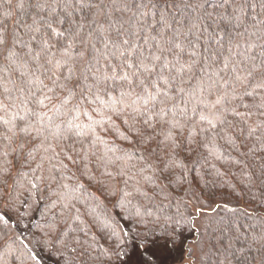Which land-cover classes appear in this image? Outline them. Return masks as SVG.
<instances>
[{"label":"trees","instance_id":"obj_1","mask_svg":"<svg viewBox=\"0 0 264 264\" xmlns=\"http://www.w3.org/2000/svg\"><path fill=\"white\" fill-rule=\"evenodd\" d=\"M86 2L92 7L81 9L76 6V0H0V27L6 28L7 36V45L0 46V102L10 104L8 112H0V115L16 123H20L19 117L23 116L37 127L54 130V126L65 119L57 110H63L59 100L65 92L54 86L53 80L63 82L72 68L74 75L68 83L70 87L74 86L76 96L69 100L67 108L78 107L72 113L76 117L74 122L81 126L91 124L95 129V135L84 139V148L77 143V151H69L72 160L61 155L51 161L58 166L53 174L59 178L51 189H56L57 184L68 186L64 195L69 208L57 206L48 211L49 189L43 185L42 191L26 203L22 198L18 207L27 213L23 217L0 201V211H8L10 217L6 223L0 221V252L6 251L3 246L8 240L11 248L23 251L27 246L38 253L37 259L30 264H127L133 245L146 247L151 243H169L184 246L186 260L181 264H264V89L249 87L252 95L238 97L230 102L227 111L216 112L210 110V104L216 99L217 90L209 88L217 79L231 82L233 68L239 73L250 67V55H257L259 60L264 45V0H235L246 5L242 24L229 25L217 15L215 19L219 27L213 25L215 33L209 28L207 33L198 34V40L195 36L190 37L194 48L186 47L183 61L198 62L188 74L191 79L186 76L185 83L180 85L185 92L176 94L175 103L179 107L173 111H186L193 121H199L203 112L216 127L211 128L207 121L194 123L195 142L185 140L179 156L183 169L165 170L159 180L152 177L151 169L139 170L137 162L145 153L141 151L142 146L133 143L131 138L125 139L130 137L128 125L88 95L86 87L81 96V85L86 86L92 81L86 65L103 71L105 58L112 60L101 34L107 31L111 21L113 30L107 34L115 37V29L130 15L116 11L125 4H155L156 8L144 11H149V18L155 13L158 19L165 4L174 3L179 7L167 9L171 18L186 24L197 15L212 11L211 5L222 4V0H209L207 9L197 7L205 0ZM45 3L51 6L36 7ZM19 4L23 7H18ZM225 11L231 13L232 8L216 9L220 13ZM41 18L53 22L55 32L42 28L35 33L37 39L31 40L34 21L38 25ZM77 32L75 46L64 53L63 49L72 43L68 37ZM41 37L49 41L45 52H41ZM250 45L254 46L252 52L249 51ZM225 57H228L229 67L219 71ZM50 58L60 61V66L52 69L55 76L46 71L51 68L47 64ZM217 71L219 74L214 75ZM81 73L89 75L88 81L82 79ZM230 88L231 83L224 85V90L230 92ZM44 95L50 97L45 101L47 107L34 102L37 98L43 99ZM118 95V92L114 93L113 97ZM101 100L113 102L108 96H102ZM26 109L34 110L37 115H31ZM4 133L6 128L0 121V143H3ZM41 139L30 140L36 145V160L30 164L17 161L19 172L28 178L33 175L31 169L36 168L46 155H51V150L45 153ZM92 143L94 147L90 148ZM56 151L59 152V148ZM161 151L157 148V152ZM14 155L9 153L7 159L12 160ZM116 156L124 159L118 164L113 163ZM61 163L66 167H61ZM133 164L137 165L136 168L131 166ZM44 166L50 167L47 160ZM121 169L124 175L117 174ZM145 176L148 179H144ZM193 191L198 199L193 197ZM125 192L132 195L125 196ZM53 211L56 216L52 215ZM45 220L58 222L61 240L69 241L67 250L59 245V251L50 250L37 244ZM3 264L22 262L7 255Z\"/></svg>","mask_w":264,"mask_h":264},{"label":"snow or ice","instance_id":"obj_2","mask_svg":"<svg viewBox=\"0 0 264 264\" xmlns=\"http://www.w3.org/2000/svg\"><path fill=\"white\" fill-rule=\"evenodd\" d=\"M50 6L47 3L36 5L37 8H49ZM76 6L81 9L92 7L86 0H76ZM209 6V0L197 5L200 9H207ZM18 7H23V4H19ZM156 7L155 4L148 5L141 2L133 5L125 4L123 8L116 9V11L130 13V15L126 20L120 22L118 29H115V37L107 34V32L113 30L111 21H109L107 31L101 34L103 43L108 48V55L112 57V60L105 58L106 67L103 71L98 67L94 68L86 65L87 73L91 75L92 81L86 86L81 85L80 94L81 96L84 95L83 89L86 87L88 95L100 101L105 108L110 109L118 118L123 120V123L128 125L130 137L126 136L125 139L131 138L133 143L142 146L141 151L145 153L137 162L140 164L139 170L147 171L151 169L152 177L159 180L165 170L183 169V165L179 162V156L184 150L185 140H188L189 143L195 142L196 129L194 123L207 121L211 128L215 129L216 127L213 121L203 112L199 115V121H193L188 117L186 111L182 110L179 113L173 111L174 108L179 107L175 103L176 94L185 92V89L180 85L185 83L186 76L191 79L188 74L193 72V68L198 62L196 60H192L191 63L183 61L182 54L186 47L194 48V42L190 37L195 36L198 40V34L207 33L209 28H213V25L218 28L219 24L215 19L217 15L225 20L227 24L239 26L244 22L243 9L246 5L236 3L235 0H231V2L230 0H222V4L211 5L212 11L197 15L195 18L188 20L186 24L183 21H176L171 18L167 9L169 7H179L174 3L171 5L166 3L164 9L159 12L158 19L155 13H152L151 18H149V11H144V9ZM185 7H191V5H185ZM220 7L225 9L231 7L232 12H216V9ZM42 28L55 32L53 22L41 18L38 25L34 21V26L31 29L34 34L30 39L36 40L35 33H39ZM213 33H215V28H213ZM77 36H79L78 32L68 37L72 43L63 49L64 53L75 46ZM138 41H143V43H138ZM17 42L23 43V41ZM40 43L43 45L41 52H45L49 41L41 37ZM6 45V28L0 27V46ZM253 48L254 46L250 45L249 51L252 52ZM229 51H231V48H229ZM39 54L37 53V55ZM80 55L83 57V53ZM195 55L196 53L193 51V56ZM69 59H72V57H69ZM248 59L252 62L250 67L239 73L233 68L234 75L231 82L228 79L221 78L210 83L209 88H216L217 90L216 99L211 102L210 110L214 109L216 112L227 111L231 101L237 100L238 97L252 95L248 91L249 87L264 89V45L261 46L259 60L255 54L250 55ZM67 62V60L64 61L65 64ZM47 64L51 68L46 69V71L52 72V76H55L52 69L59 67L60 61L50 58L47 60ZM228 67V57H225L222 69L219 71L226 70ZM74 71L70 68L63 82L58 79L53 80L54 86L65 92V95L59 100L60 108L63 110L57 109L65 119H61L60 123L54 126V130L37 127L33 121L26 120L23 116L19 117L20 123H16L11 119H6L4 115H0V121L3 122L6 128V133L2 134L3 143H0V201L7 209L19 212L21 217L27 214L20 211L18 207L22 198L23 202L26 203L33 195H38L42 191L41 185L49 189L50 207L48 211H52L57 206L62 209L69 208V205L65 203L66 197L64 195V191L68 186L57 184L56 189H51V185L59 179L57 175L53 174L58 170V166L52 164L51 161L58 159L61 155L68 160H72V156L68 154L69 151L76 152L77 143L80 144L81 148H84V139L89 138L90 135H95V129L91 124L81 126L74 122L76 117L72 116V113L77 111L78 107L67 108L69 100L76 96L74 86L70 87L68 83L73 78ZM219 71L214 75H218ZM88 74L81 73L82 79L88 81ZM230 83V92L224 90V85ZM41 84H43L42 81ZM44 87L47 86L44 85ZM48 91L52 92L53 89H48ZM117 92L119 95L113 97V94ZM32 95L35 96L36 94L33 93ZM102 96L112 98L113 102L104 103L101 100ZM46 100H50V97L44 95L43 99L37 98L34 102L47 107L45 105ZM52 107L56 108V105H52ZM9 108L10 104L0 102V112L6 114ZM26 111L33 116L37 115L34 110L26 109ZM236 115L241 114L236 113ZM17 116H19V113H17ZM215 118L219 119V116H215ZM200 131L204 130L200 129ZM37 137H42L40 144L44 147L45 153L51 150V155H46L44 159L40 160L36 168L31 169L32 177L28 178L19 172L17 161L21 164H30L36 160L34 155L36 145L30 143V140H35ZM153 144L156 147H153ZM89 147H94V143L90 144ZM57 148H59V152L56 151ZM157 148H161L162 151L157 152ZM9 153L15 154L12 160L7 159ZM122 159L124 157L116 156L113 163L118 164ZM45 160L49 162L50 167L45 168ZM60 166L66 167L62 163ZM131 166L136 168L137 165L133 164ZM38 172L41 174L36 175ZM117 174L124 175L123 169L118 171ZM144 179H148V177L145 176ZM9 181L12 182L9 183ZM125 185H127V181ZM25 193H27V196L24 195ZM124 195L130 196L132 193L125 192ZM192 195L198 199L194 191ZM53 196L55 197L54 200L51 199ZM39 199H43V197L39 196ZM137 214L139 215V212ZM52 215L56 216L57 214L53 211ZM8 219H10L8 211H0V221L6 223ZM101 226L107 227L106 224H101ZM59 231L56 220H45L42 226L43 234L37 240V244L47 246L50 250L59 251L58 245L67 250L69 241L61 240L58 234ZM8 243L9 241L6 240L3 246L6 251L0 252V264H3L7 255H11L13 260H19L22 264H30L31 261L37 259L38 253L28 249L27 246H24V250L21 251L9 247ZM72 250L75 251V247Z\"/></svg>","mask_w":264,"mask_h":264},{"label":"rangeland","instance_id":"obj_3","mask_svg":"<svg viewBox=\"0 0 264 264\" xmlns=\"http://www.w3.org/2000/svg\"><path fill=\"white\" fill-rule=\"evenodd\" d=\"M130 251L127 264H181L186 260L182 244L172 246L169 243H151L146 247L133 245Z\"/></svg>","mask_w":264,"mask_h":264}]
</instances>
